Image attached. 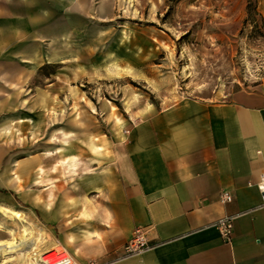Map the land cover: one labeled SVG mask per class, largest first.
Wrapping results in <instances>:
<instances>
[{
	"label": "rangeland",
	"instance_id": "374dc122",
	"mask_svg": "<svg viewBox=\"0 0 264 264\" xmlns=\"http://www.w3.org/2000/svg\"><path fill=\"white\" fill-rule=\"evenodd\" d=\"M246 2L60 0L58 16L40 26H0V206L23 213L0 211V241L26 227L41 229L43 251L63 248L41 205L57 169L66 170V150H99L100 138L120 137L128 116L153 106L224 97L264 78V26L256 14L258 29L242 26ZM256 3L264 17V0ZM14 69L26 70V85L5 82ZM29 261L0 256V264Z\"/></svg>",
	"mask_w": 264,
	"mask_h": 264
},
{
	"label": "crops",
	"instance_id": "0c3cea01",
	"mask_svg": "<svg viewBox=\"0 0 264 264\" xmlns=\"http://www.w3.org/2000/svg\"><path fill=\"white\" fill-rule=\"evenodd\" d=\"M13 1L0 0V26L22 20L36 27L58 16L60 0L47 11L43 0ZM26 80L25 69L5 75L10 84ZM125 120L120 137L100 138L99 150H66V170L53 177L56 194L52 189L49 206L41 205L56 242L75 262L264 264L256 186L264 173V78L224 97H185ZM224 190L233 195L226 204L219 201ZM20 213L15 218L23 219ZM226 214H238L228 241L213 226ZM136 227L146 228L149 246L124 256Z\"/></svg>",
	"mask_w": 264,
	"mask_h": 264
},
{
	"label": "built area",
	"instance_id": "2783aa9c",
	"mask_svg": "<svg viewBox=\"0 0 264 264\" xmlns=\"http://www.w3.org/2000/svg\"><path fill=\"white\" fill-rule=\"evenodd\" d=\"M260 194V207H264V173L260 175V178L256 184ZM233 200V195L229 191H221L219 194V201L222 204L229 203ZM238 214L222 215L217 218L213 226L219 231L222 237L228 241L231 238L233 229V222ZM149 246V240L147 236V230L144 227H136L132 231L130 238L125 241L122 246V255H132L145 250ZM41 264H74L71 255L63 248H51L44 251L40 255Z\"/></svg>",
	"mask_w": 264,
	"mask_h": 264
},
{
	"label": "bare ground",
	"instance_id": "6f19581e",
	"mask_svg": "<svg viewBox=\"0 0 264 264\" xmlns=\"http://www.w3.org/2000/svg\"><path fill=\"white\" fill-rule=\"evenodd\" d=\"M0 211L4 214L14 217H19L21 215L20 212L10 210L8 207L4 206H0ZM43 252L44 251L42 250V242L39 239V234L34 232L29 234L26 228H23L18 239H10L5 243L0 242V256L12 254L14 256L20 257L23 260L28 257L32 259V264H41L40 255Z\"/></svg>",
	"mask_w": 264,
	"mask_h": 264
},
{
	"label": "trees",
	"instance_id": "16d2710c",
	"mask_svg": "<svg viewBox=\"0 0 264 264\" xmlns=\"http://www.w3.org/2000/svg\"><path fill=\"white\" fill-rule=\"evenodd\" d=\"M253 14L258 15L259 21L261 22V26H264V17H262V15L257 12L256 0H247L245 17L242 20L243 27H245L247 23H251L253 25L254 30L258 29V18H255Z\"/></svg>",
	"mask_w": 264,
	"mask_h": 264
}]
</instances>
